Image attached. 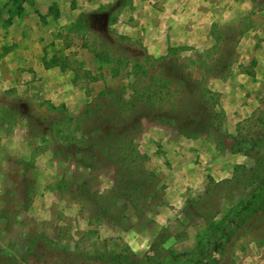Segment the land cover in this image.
I'll list each match as a JSON object with an SVG mask.
<instances>
[{
    "label": "rangeland",
    "instance_id": "obj_1",
    "mask_svg": "<svg viewBox=\"0 0 264 264\" xmlns=\"http://www.w3.org/2000/svg\"><path fill=\"white\" fill-rule=\"evenodd\" d=\"M136 81L161 110L115 189L83 117ZM262 132L264 0H0V264H264V202L210 231L264 176V142L232 137Z\"/></svg>",
    "mask_w": 264,
    "mask_h": 264
},
{
    "label": "trees",
    "instance_id": "obj_2",
    "mask_svg": "<svg viewBox=\"0 0 264 264\" xmlns=\"http://www.w3.org/2000/svg\"><path fill=\"white\" fill-rule=\"evenodd\" d=\"M95 53L105 62L112 59L108 49L95 50ZM128 60V57H123L118 61V64H128ZM160 86L163 85L150 83L141 88L136 81L128 99L123 95L118 97L110 90V93H104L111 97L109 105L102 106L100 103H90L85 109L82 144H85L83 148L86 155L82 154L81 160L88 168H96L97 163L103 159L104 162L108 161L113 164L116 167L115 189L125 188L130 183H134L144 172L142 165L144 157L134 146V135L140 129L143 117L146 116V113L149 114L148 111L161 110L156 103ZM189 118L182 119L177 124V130L180 133L190 136L195 134L192 132L194 128L200 127L204 130L207 127L208 122L201 126L198 125V120ZM232 138L235 144L246 145L249 143L255 147L264 142V132L249 136H233ZM263 202L264 176L258 180V185L249 194L227 211L222 222L212 224L210 231L241 224ZM204 247L205 245L201 243L199 250L202 251Z\"/></svg>",
    "mask_w": 264,
    "mask_h": 264
}]
</instances>
